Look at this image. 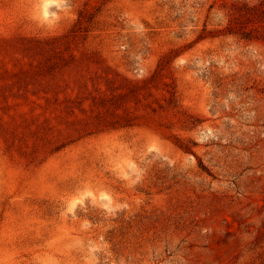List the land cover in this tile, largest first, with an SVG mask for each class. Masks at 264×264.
<instances>
[{
  "label": "rangeland",
  "instance_id": "374dc122",
  "mask_svg": "<svg viewBox=\"0 0 264 264\" xmlns=\"http://www.w3.org/2000/svg\"><path fill=\"white\" fill-rule=\"evenodd\" d=\"M0 264H264V0H0Z\"/></svg>",
  "mask_w": 264,
  "mask_h": 264
}]
</instances>
